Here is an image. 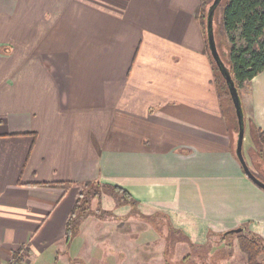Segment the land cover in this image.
Wrapping results in <instances>:
<instances>
[{
    "label": "crops",
    "instance_id": "0c3cea01",
    "mask_svg": "<svg viewBox=\"0 0 264 264\" xmlns=\"http://www.w3.org/2000/svg\"><path fill=\"white\" fill-rule=\"evenodd\" d=\"M200 4L0 0V264H102L100 227L85 217L65 237L88 181L123 187L189 243L246 222L264 239V189L236 158ZM239 94L249 132L264 128V70Z\"/></svg>",
    "mask_w": 264,
    "mask_h": 264
},
{
    "label": "rangeland",
    "instance_id": "374dc122",
    "mask_svg": "<svg viewBox=\"0 0 264 264\" xmlns=\"http://www.w3.org/2000/svg\"><path fill=\"white\" fill-rule=\"evenodd\" d=\"M211 1L205 3V8ZM225 2L226 0H220L215 9L213 26L219 53L226 61V40L220 33ZM220 99L227 123L237 134V119L232 102L226 93H223ZM248 129L245 124L243 154L251 170L264 177L263 158L250 139ZM89 207L91 210L96 207L102 209L95 198L90 200ZM91 210H83L80 220L86 217L87 224L100 227L101 236L106 240L105 243L107 242L102 264H247L245 253L239 248L238 234H245L246 230L252 227L249 222H246L247 227L239 232L225 236L211 234L208 242L198 247L191 245L183 235L171 229L162 217L149 220L139 216L136 211L126 216L116 215L111 210H107V215L101 212L94 214ZM260 258L264 259V255ZM86 262L89 264L87 260Z\"/></svg>",
    "mask_w": 264,
    "mask_h": 264
},
{
    "label": "trees",
    "instance_id": "16d2710c",
    "mask_svg": "<svg viewBox=\"0 0 264 264\" xmlns=\"http://www.w3.org/2000/svg\"><path fill=\"white\" fill-rule=\"evenodd\" d=\"M206 2H208V0H201L198 18L205 37L206 50L213 66L218 94L221 97L223 93H226L231 102L224 77L220 73L209 52L206 37L208 13V6L205 8ZM220 33L224 36L227 45L225 50L226 61L222 59L228 66L231 76L239 90L240 86H242L245 81L250 80L264 70V0H226L222 11ZM250 136L253 144L258 148V152L263 158L264 165V128L251 122ZM255 174L264 181L263 176L257 173ZM70 183L71 182H62L58 184L66 188ZM102 190L109 191L119 204H130L133 211L138 212L137 214L139 216L146 219L148 218L138 211L135 199H133L129 192L123 187L88 181L83 183L79 196L67 219L65 229L67 242L70 241L77 232V226L80 221V216L83 214L82 212H84L83 210H91L89 207L90 200L93 197L100 198L103 192ZM101 210L100 208H96L91 211L94 214L108 212L107 210ZM241 227L245 229L244 225H241ZM170 228L174 230V228ZM231 233H233V231L228 230L222 232L221 235L225 236ZM190 244L199 247L204 246L206 243L194 244L190 240ZM238 244L239 248L246 255L247 264H264V259L260 258L262 254L264 255V239L260 234L247 229L245 234H238Z\"/></svg>",
    "mask_w": 264,
    "mask_h": 264
},
{
    "label": "water",
    "instance_id": "95a60500",
    "mask_svg": "<svg viewBox=\"0 0 264 264\" xmlns=\"http://www.w3.org/2000/svg\"><path fill=\"white\" fill-rule=\"evenodd\" d=\"M220 0H212L208 5V13H207V23H206V37H207V44L209 48V52L211 54L212 59L214 60L216 66L218 67L220 73L224 77V80L227 85V89L229 92V96L235 111V116L237 119V134L235 140V155L237 160L239 161L245 175L251 179L256 185L264 189V181L260 179L250 168L248 162L245 159L243 154V139H244V131H245V120H244V111L242 106L241 97L239 94V90L235 84L234 79L231 76L230 70L228 66L225 64L224 60L222 59L217 43L215 40V31L213 26V15L217 5L219 4ZM243 228L241 226L235 227L230 229L233 232H239Z\"/></svg>",
    "mask_w": 264,
    "mask_h": 264
},
{
    "label": "built area",
    "instance_id": "2783aa9c",
    "mask_svg": "<svg viewBox=\"0 0 264 264\" xmlns=\"http://www.w3.org/2000/svg\"><path fill=\"white\" fill-rule=\"evenodd\" d=\"M17 261H18V259H17L16 255H15V256L13 255V256L9 259V261H8L7 264H17Z\"/></svg>",
    "mask_w": 264,
    "mask_h": 264
}]
</instances>
